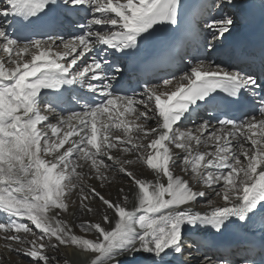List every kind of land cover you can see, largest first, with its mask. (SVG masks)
I'll list each match as a JSON object with an SVG mask.
<instances>
[{
	"label": "snow or ice",
	"instance_id": "snow-or-ice-1",
	"mask_svg": "<svg viewBox=\"0 0 264 264\" xmlns=\"http://www.w3.org/2000/svg\"><path fill=\"white\" fill-rule=\"evenodd\" d=\"M225 6L237 5L212 0L196 18L194 31L210 51L235 24L222 12ZM50 8L61 9L64 19L53 17L44 26L63 27L75 16L71 23L78 31L67 38L22 39L0 27L5 250L32 258L33 264H51L47 250L60 247L92 253L91 264H170L190 251L185 248L188 232L220 234L229 225L244 227L258 214L264 217V56L259 78L200 59L189 61L181 75L145 83L140 94L128 95L110 83L122 69L106 59L108 51L126 55L157 27L178 25L182 0H4L0 15L34 28ZM76 85L86 90L76 97L85 100L80 111L68 109L71 98L63 95L64 86ZM161 86L174 87L160 92ZM218 92L229 105L250 106L253 114L229 117L227 105L215 99ZM88 93L102 99L91 100ZM201 105L211 110V119L181 128ZM137 163L151 169L155 180L137 177L131 170ZM177 167L184 176L175 174ZM118 174L129 179L133 192L120 188L115 201L86 182L95 179L103 188ZM208 190L222 203L206 199L208 210L194 211L191 205L206 198ZM76 193L75 211L99 217L82 220L80 234L61 218ZM129 195L134 196L131 209ZM93 201L99 208L92 207ZM250 251L214 264H249ZM201 255L199 264H213Z\"/></svg>",
	"mask_w": 264,
	"mask_h": 264
},
{
	"label": "bare ground",
	"instance_id": "bare-ground-1",
	"mask_svg": "<svg viewBox=\"0 0 264 264\" xmlns=\"http://www.w3.org/2000/svg\"><path fill=\"white\" fill-rule=\"evenodd\" d=\"M258 1L260 0H235V3L237 6L235 7L225 6L222 12L232 15L235 19V24L232 27L231 31L229 33H226L223 39L217 42V44L215 45L214 51H210L208 49L204 50L205 51V59H204L205 61H211L216 64H222L224 67L235 66L236 68H239L242 70H247L249 68L248 64L244 62L238 65H234L233 63L230 62V59L232 56L237 55L234 53V50H235V45L239 39L238 36H239V32L241 31V27H242L243 14L247 11L249 7L257 3ZM211 3L212 1L208 2L206 5L211 4ZM3 7H4V0H0V8H3ZM211 11L215 13L214 8ZM7 25H8V16L5 17L3 15H0V27H3L4 29H6ZM0 55H3V53H0ZM93 55H95V53H93ZM188 55L190 59L187 61L188 63L189 61H191L192 63H195V61H197L194 59L193 50L191 53H188ZM237 56H238V59H240L241 54ZM88 59H90V57H88ZM106 59L111 61L113 65L116 67H119L121 65V61L119 59V53H114V51L111 49L108 51V56L106 57ZM187 67H190V65H188ZM260 82L264 83V80H260ZM173 87L174 86L165 88L161 86L159 88V91L160 92L171 91L173 90ZM153 126H154V122H153ZM192 126L193 124L190 119L187 121H184L180 125L181 128L192 127ZM201 147H202V150H205L203 146ZM131 170L139 178L150 180V181L155 180L154 172L151 169L147 168L142 163H137ZM173 171L177 175L184 176V173L179 169V167H177ZM185 178H189V177L185 176ZM86 182L92 184L94 187H97V189L102 191V193L105 196H110L111 199L114 201L118 199V189L120 188H123L125 193L133 192V186L131 185L129 179L125 177L124 175H120V174L116 175L114 179L110 181V186H109V183H106L103 188H100L99 182L96 181L95 179H88ZM206 199H211L215 201L216 204L222 203V201L219 198L215 197V195L211 192V190H208V195L206 198H200L198 202L191 205L193 210L201 211V212L207 211L208 207L206 204ZM73 200L77 202V206H78L79 204L78 193L73 194L71 196L69 200V212L64 214L61 218L68 221L69 225L73 227V230L77 234H80V230L77 226L82 220L95 221L99 217L94 216L92 214L82 216L80 212L75 211V208L72 204ZM133 206H134V196L129 195L128 207L129 209H131V207ZM92 207L99 208V202L93 201ZM0 221L7 223V218L3 215H0ZM24 222L30 223L26 220ZM32 227L34 228V226ZM35 231L39 232V230H35ZM3 235L4 233H0V252H3V257L0 258V264H33L32 258L26 257L22 254L18 255L15 253H9L8 251H6V254H5L4 251L1 249L3 248L1 245H5L6 243V241L2 239ZM87 235H88V238H92V234H87ZM29 238L31 239V237ZM186 239H187L186 244L188 245L186 247H188L190 251H185L184 255L181 257H173L171 259L170 264H177V260L184 261L185 264H199L200 260L203 259V258L199 259L201 254L209 256L214 264V262L218 258L223 257L225 259H233L236 254L247 250V249H239V248H232V247L229 248V245L226 244L224 240L212 237L203 230H198V231L195 230L193 232L187 233ZM197 249H199V251H197ZM47 254L50 257L51 264H65V261H67L68 264H91V260L94 258L93 254L90 252L73 249L71 247H68V248L60 247L58 250L48 249ZM254 255H255V252L251 250L250 253L248 254L249 264H252V262L254 261ZM61 257H63V259H61ZM234 264H239V262L234 261Z\"/></svg>",
	"mask_w": 264,
	"mask_h": 264
},
{
	"label": "rangeland",
	"instance_id": "rangeland-1",
	"mask_svg": "<svg viewBox=\"0 0 264 264\" xmlns=\"http://www.w3.org/2000/svg\"><path fill=\"white\" fill-rule=\"evenodd\" d=\"M176 76H178V75H176ZM165 78H169V76H166ZM159 82H161V81H158V82H156V83H154V84H158ZM186 243H187V242H186V240H185V248L188 249V247H186V246H188ZM1 246L3 247V248H1V249H2V250L4 251V253L6 254V251H7V250H5L4 245H1ZM202 258H203V255H201L199 259H202ZM61 259H63V257H61ZM61 259H60V260H61Z\"/></svg>",
	"mask_w": 264,
	"mask_h": 264
}]
</instances>
